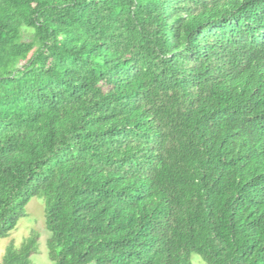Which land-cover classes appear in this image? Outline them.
<instances>
[{
    "label": "trees",
    "instance_id": "obj_1",
    "mask_svg": "<svg viewBox=\"0 0 264 264\" xmlns=\"http://www.w3.org/2000/svg\"><path fill=\"white\" fill-rule=\"evenodd\" d=\"M34 196L52 264H264V0H0V237Z\"/></svg>",
    "mask_w": 264,
    "mask_h": 264
},
{
    "label": "rangeland",
    "instance_id": "obj_2",
    "mask_svg": "<svg viewBox=\"0 0 264 264\" xmlns=\"http://www.w3.org/2000/svg\"><path fill=\"white\" fill-rule=\"evenodd\" d=\"M6 237H0V263L9 244L19 248L23 239L29 236V232L37 233V251L32 254L31 264H52L47 255L46 241L50 236L44 224L43 198L34 196L25 205L24 213L20 215L14 227L8 231ZM191 264H206L200 256L192 253Z\"/></svg>",
    "mask_w": 264,
    "mask_h": 264
}]
</instances>
